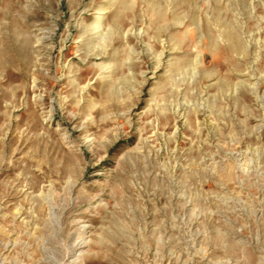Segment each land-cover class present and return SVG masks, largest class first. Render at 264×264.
I'll list each match as a JSON object with an SVG mask.
<instances>
[{
	"label": "rangeland",
	"instance_id": "rangeland-1",
	"mask_svg": "<svg viewBox=\"0 0 264 264\" xmlns=\"http://www.w3.org/2000/svg\"><path fill=\"white\" fill-rule=\"evenodd\" d=\"M0 264H264V0H0Z\"/></svg>",
	"mask_w": 264,
	"mask_h": 264
}]
</instances>
